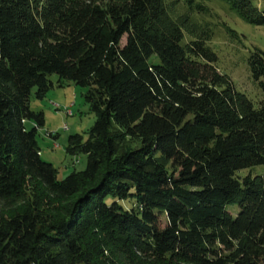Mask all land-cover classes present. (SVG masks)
<instances>
[{
	"label": "trees",
	"instance_id": "16d2710c",
	"mask_svg": "<svg viewBox=\"0 0 264 264\" xmlns=\"http://www.w3.org/2000/svg\"><path fill=\"white\" fill-rule=\"evenodd\" d=\"M223 1L264 25L252 0ZM176 2L0 0V264H264V176H235L264 165V100L218 71L211 28L194 35ZM248 63L264 77V52ZM53 74L95 116L66 146L86 167L63 180L29 108Z\"/></svg>",
	"mask_w": 264,
	"mask_h": 264
},
{
	"label": "rangeland",
	"instance_id": "374dc122",
	"mask_svg": "<svg viewBox=\"0 0 264 264\" xmlns=\"http://www.w3.org/2000/svg\"><path fill=\"white\" fill-rule=\"evenodd\" d=\"M171 1V0H170ZM200 2L208 8L205 13H199L194 3ZM258 8H264V0H252ZM176 11L188 12L192 18L191 27L194 35L202 33L201 27H210L207 44L216 54L215 63L218 71L226 74L231 79L235 89L245 94L258 107L264 100V77L255 79L249 68L248 58L252 52H264V25H254L241 20L228 4L223 0H192L188 6L186 0H177ZM226 27L233 29L237 36H231ZM124 38V37H123ZM207 38V36H206ZM125 39H122L123 44ZM53 86L42 98L35 95L33 89L29 108L32 112H42L44 125L37 130L36 141L40 149L41 160L51 164L57 171V179L63 180L73 171L81 172L86 167V156L83 154L75 157L66 153L67 141L70 136L80 135L83 141L94 125L95 116L85 101L86 88L72 82L58 83V76H50ZM34 127L28 122L27 129ZM247 175L264 176V165L240 170L236 177L243 178ZM112 198H107L110 204ZM126 208L131 204L122 203ZM227 211L235 217L238 213L237 205H228Z\"/></svg>",
	"mask_w": 264,
	"mask_h": 264
},
{
	"label": "crops",
	"instance_id": "0c3cea01",
	"mask_svg": "<svg viewBox=\"0 0 264 264\" xmlns=\"http://www.w3.org/2000/svg\"><path fill=\"white\" fill-rule=\"evenodd\" d=\"M42 156V155H41Z\"/></svg>",
	"mask_w": 264,
	"mask_h": 264
}]
</instances>
